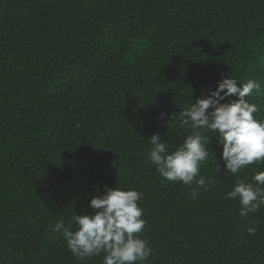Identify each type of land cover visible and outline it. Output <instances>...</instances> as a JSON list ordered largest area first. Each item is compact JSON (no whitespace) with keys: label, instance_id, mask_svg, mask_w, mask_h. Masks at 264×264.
I'll list each match as a JSON object with an SVG mask.
<instances>
[{"label":"trees","instance_id":"obj_1","mask_svg":"<svg viewBox=\"0 0 264 264\" xmlns=\"http://www.w3.org/2000/svg\"><path fill=\"white\" fill-rule=\"evenodd\" d=\"M227 76L261 83L249 102L264 119V0H0V264H102L54 226L117 185L143 193L145 264H264V204L241 215L225 198L264 163L219 170L205 133V190L147 159L153 134L182 143L179 113Z\"/></svg>","mask_w":264,"mask_h":264},{"label":"clouds","instance_id":"obj_2","mask_svg":"<svg viewBox=\"0 0 264 264\" xmlns=\"http://www.w3.org/2000/svg\"><path fill=\"white\" fill-rule=\"evenodd\" d=\"M238 84L237 79L227 76L214 91L209 90L206 98H196L193 103L191 97L190 106L179 113L180 126L190 129V134L174 150L169 151L167 140H161L158 134L148 139L151 147L147 159L164 179L186 186L195 181L205 190L215 186L214 178L206 180L200 175L201 165L212 154L207 145L213 136L205 133L219 134L216 140L222 145L224 161L223 169L217 163L219 170L235 175L257 162L264 163V119L254 117L259 109L249 102L254 90L260 91L261 83L248 79L242 87ZM233 96L237 99L221 103ZM165 115L162 113L160 119ZM176 119L177 114H172L166 122L173 128ZM142 195L133 187L105 188L89 201L94 214L73 215L72 211L68 226L58 221L54 231L61 234L68 250L80 260L103 252L102 264H145L153 250L142 238L147 223L142 218L144 209L138 204ZM225 198L239 200L241 215L256 212L264 204V171H258L253 182L237 180ZM247 230L252 235L256 231L254 226Z\"/></svg>","mask_w":264,"mask_h":264}]
</instances>
